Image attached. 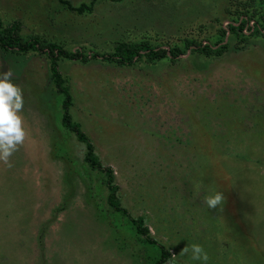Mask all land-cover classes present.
<instances>
[{
	"label": "rangeland",
	"instance_id": "374dc122",
	"mask_svg": "<svg viewBox=\"0 0 264 264\" xmlns=\"http://www.w3.org/2000/svg\"><path fill=\"white\" fill-rule=\"evenodd\" d=\"M67 1L91 9L80 13ZM230 5L0 0V16L21 21L25 39L93 54L121 41L168 49L188 37L215 41L231 23ZM226 42L231 50L218 59L190 49L175 61L132 66L59 61L74 120L157 244L110 206L105 174L89 166L84 144L63 125L64 95L48 54L0 48V72L11 69L23 90L28 132L13 167L0 163V264H156L162 245L174 264H202L183 253L193 243L205 248L208 264H264V38L237 48L229 33ZM212 190L224 192L223 210L203 204Z\"/></svg>",
	"mask_w": 264,
	"mask_h": 264
},
{
	"label": "trees",
	"instance_id": "16d2710c",
	"mask_svg": "<svg viewBox=\"0 0 264 264\" xmlns=\"http://www.w3.org/2000/svg\"><path fill=\"white\" fill-rule=\"evenodd\" d=\"M65 3L70 9H74L80 13L91 9L87 4L74 7L69 1ZM228 12L231 14V23L227 27L221 26L218 39L215 41L203 38L202 35L193 38L188 37L182 46H171L169 49L162 46L154 47L148 39L121 41L111 52H95L93 54L85 53L82 50L69 51L61 44L45 42L36 37L25 39L21 35L23 28L21 21L16 20L10 24H6L0 16V48L3 51L13 50L23 53L42 51L48 54L52 80L58 92L64 95L63 125L75 134L78 141L84 144L85 161L89 166L105 174L110 206L114 210L129 217L137 233L145 237L152 244H157L158 242L153 237L150 228L146 225L145 219L132 216L129 210L123 205L120 195V185L116 181L114 169L101 160L91 137L83 130L82 125L74 120L71 113L73 96L59 68V61L61 58H68L88 63L101 59L116 63L120 66H132L140 61L148 63H157L167 59L175 61L187 54L190 49L208 58L218 59L231 50V45L226 42V37L229 33L237 38V48H242L243 44L248 42L252 37L264 38V0H231ZM205 40L209 42L205 43ZM161 249L162 256L156 264H164L171 257V252L165 246L162 245Z\"/></svg>",
	"mask_w": 264,
	"mask_h": 264
},
{
	"label": "clouds",
	"instance_id": "9594fccd",
	"mask_svg": "<svg viewBox=\"0 0 264 264\" xmlns=\"http://www.w3.org/2000/svg\"><path fill=\"white\" fill-rule=\"evenodd\" d=\"M13 72H0V163L8 168L13 167V155L24 146L28 136L24 127V96L22 88L13 79ZM199 195V193H197ZM225 195L221 190H212L203 197V204L208 209L223 210ZM184 254H190L194 261L208 264L209 255L199 243H193L183 249ZM175 255L167 264H174Z\"/></svg>",
	"mask_w": 264,
	"mask_h": 264
}]
</instances>
